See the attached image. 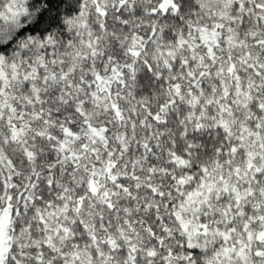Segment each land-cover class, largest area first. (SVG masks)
I'll list each match as a JSON object with an SVG mask.
<instances>
[{"label":"snow or ice","instance_id":"1","mask_svg":"<svg viewBox=\"0 0 264 264\" xmlns=\"http://www.w3.org/2000/svg\"><path fill=\"white\" fill-rule=\"evenodd\" d=\"M0 264H264V0H0Z\"/></svg>","mask_w":264,"mask_h":264}]
</instances>
